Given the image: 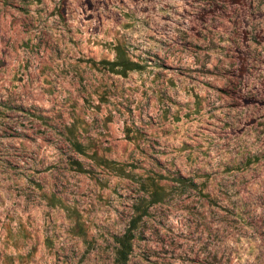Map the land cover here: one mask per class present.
I'll return each mask as SVG.
<instances>
[{"label":"rangeland","instance_id":"obj_1","mask_svg":"<svg viewBox=\"0 0 264 264\" xmlns=\"http://www.w3.org/2000/svg\"><path fill=\"white\" fill-rule=\"evenodd\" d=\"M264 264V0H0V264Z\"/></svg>","mask_w":264,"mask_h":264},{"label":"trees","instance_id":"obj_2","mask_svg":"<svg viewBox=\"0 0 264 264\" xmlns=\"http://www.w3.org/2000/svg\"><path fill=\"white\" fill-rule=\"evenodd\" d=\"M130 252V244L124 242L116 252L115 264H126Z\"/></svg>","mask_w":264,"mask_h":264}]
</instances>
